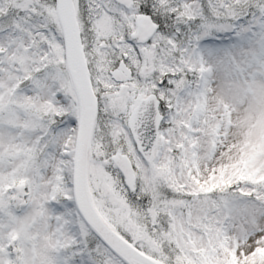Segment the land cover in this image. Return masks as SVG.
Here are the masks:
<instances>
[{
    "label": "snow or ice",
    "instance_id": "1",
    "mask_svg": "<svg viewBox=\"0 0 264 264\" xmlns=\"http://www.w3.org/2000/svg\"><path fill=\"white\" fill-rule=\"evenodd\" d=\"M0 264H264V0H0Z\"/></svg>",
    "mask_w": 264,
    "mask_h": 264
}]
</instances>
